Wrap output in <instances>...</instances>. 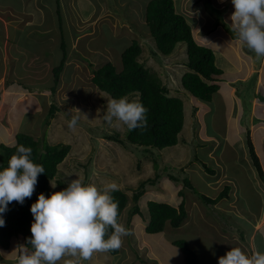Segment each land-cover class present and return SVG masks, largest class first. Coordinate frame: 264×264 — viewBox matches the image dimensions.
<instances>
[{"label": "rangeland", "instance_id": "obj_1", "mask_svg": "<svg viewBox=\"0 0 264 264\" xmlns=\"http://www.w3.org/2000/svg\"><path fill=\"white\" fill-rule=\"evenodd\" d=\"M212 1L214 6L223 12V20L220 23L206 10L204 0H175V5L177 12L184 14L192 28L197 29L193 30L194 38L198 43L200 42V45L203 44L199 41L200 38H205L210 32H203L206 29L205 27H200V23L210 24V28L213 25L212 29L219 27L215 29L216 31L210 38L216 37L217 33H221L227 38L231 37L234 40L232 44L235 43L237 37L230 19L235 9L231 0H223V3L221 0ZM66 2L68 1L65 0L64 3ZM146 2L147 0H106L104 2L105 5L111 6L115 12L112 15H115V17L119 16L121 20L116 19L119 26L114 29L113 33L104 26L102 31L95 36V39H92L94 41L92 46L106 48L109 44L111 46L112 59H114L112 62L121 70V54L123 51L133 41L140 43L143 51L140 62L152 73L160 77L162 82L169 87L172 96L184 101L185 124L183 131L179 135V143L176 146L166 148L160 152L152 150L147 153L143 148H137L135 146H127L128 148H126L104 139V133H113L112 131H114V133L125 136L129 130L126 125L118 121L114 120L111 125L104 121L103 117L106 113L107 105L113 99L108 94L97 90L92 83L93 69L100 67V65L102 66L104 62H96L90 66V63L93 62L87 63L82 58L85 55L82 51H79L80 53L77 52L79 56L71 61V64L67 66V70L65 68L62 75L63 78L58 83L59 87L55 94L45 90L46 85L49 89L52 88L54 78H47L51 77L52 71L45 72L47 65L41 59H33L32 63L28 66H26V62L22 64L17 63L18 65L15 64L14 68H11L14 70L13 73L11 72L12 74H9L8 69L6 71L3 70L5 74H3L0 80V90L3 92L0 97V146L2 144L12 146L15 144L16 134H32L31 132H35L36 139H42V141L44 140L49 144L70 145V154L59 165L57 176L50 183L51 192L53 193L64 189L59 186V181L67 187L71 180L78 178L82 180L83 184L94 185L100 190L105 185L115 182L119 186V190L125 191L130 198L126 210L134 205L132 202L134 190L142 182L150 178H155L160 174V179L157 183L154 186H148L145 195L139 201L138 205L141 214L134 216V219H136L135 234L137 237L133 236V232H131L129 243V248L131 249L129 251L132 252L133 258L130 256L128 258L130 260L124 261L123 264H185L184 253L179 247L174 245V242L177 240H183L189 243L197 254L199 264H218V258L220 256L225 255L231 248L237 247L235 246L236 243L230 244V241H233L232 238L237 239L238 236L241 237V233L238 231L244 233L246 236L244 238L246 239L248 238L247 236L252 234L254 229L253 217L260 212L259 203L261 204V202L256 198L254 202L248 203V193H250L252 188L250 182L252 175L248 167H242V165L233 161L232 156H234V151L228 148L223 153L224 146H222V150H218L217 154L213 156L214 158H211L208 155L211 149L209 147L210 144H206L208 146L207 148L199 146L200 141L197 138L198 135L194 137L193 129H191L189 122L191 115L197 112L195 111V107L198 108V111L200 107L195 103V99L185 91L181 81V77L188 71L185 64L187 57L186 48L183 45H179L178 50L170 56H164L157 51L155 42L149 35V29L145 26V21L142 17L146 9H143V4ZM29 9L34 19L33 5H30ZM65 10L70 15V18L68 17L66 20L67 24L64 26V29H67L69 26L77 28L85 24L86 19L84 17L88 16H86L87 13L89 15L92 14L94 9L90 5L86 6L85 0H82L78 1L77 5L73 2L72 6L65 8ZM192 15L195 17L191 19L195 21L189 19ZM91 20L92 18H89V22ZM130 20L134 25L131 28L127 27V23ZM114 26H116L115 23ZM111 27L113 30L114 27ZM198 28H200L199 33ZM42 31L43 28H40V31L33 34L34 36H31V38L23 39L21 47L26 48L30 46V49H38L40 52L44 51L46 47L43 44ZM83 34L84 32L82 31L78 35L79 38L76 46L78 48L81 46L88 47L91 51V45L82 43L85 40L83 37L91 33L89 32L88 35ZM66 35L69 36L67 33ZM64 37L66 47L69 49L71 43L67 40L66 36ZM5 38V35L0 36V43L2 45L4 44ZM10 38L13 39V36H10ZM220 44L221 42L215 39L210 47L213 45L217 47ZM242 47V51H244V46L242 45ZM242 51L239 49V52ZM96 58L101 59L100 55H97ZM263 58L257 59L252 52L247 65L250 67L251 62L257 64V67L254 69L258 73ZM19 68L24 70V73H30L32 77H17L16 75L20 74ZM248 69L245 65L242 72L245 73ZM257 73L248 82H237L239 83L238 89L241 91L239 97L241 113L237 121L230 119V123L227 124L217 119V129L223 132L228 131L230 144L238 141V137L234 133L239 129L243 131L244 137L242 138L244 141L240 144V147L237 149L239 151H236L235 154H240L246 158V161L254 169L255 166L253 167L251 156L249 155L246 134L250 131L252 132L253 127L256 126L255 135L252 132L251 139L253 138V141L256 140L259 143L254 141L255 150L260 157L262 168L264 169V130L262 128L259 129V126L264 124V78L258 91L256 89ZM9 75L14 77L10 78L11 80H22L17 81L20 84L28 82L26 84L31 87H38L37 93H40V97L34 98L32 94H24L21 96L19 91L8 92L5 82L8 80ZM29 83H33V85ZM224 85L220 84L221 89H223ZM42 98H45L44 103ZM253 104L261 105L258 107V114L254 113ZM52 105L57 106L54 109L57 115L53 120L48 117L50 106ZM38 108L40 111L35 113ZM74 109H79L80 113ZM228 115L229 113L227 111V117ZM73 116H78L79 120L75 129H70L68 123ZM46 121H48L47 124ZM202 138L204 144L208 140V136ZM2 152L0 150V153ZM194 157H198L210 169L214 170L215 173H208L200 162L195 161ZM153 158L157 160V165H155ZM255 174L258 183H261L262 180L260 179L257 168H255ZM170 176L175 177L179 182L172 181L169 178ZM201 176H206L209 178L208 180H212L210 183L212 185L208 186L207 180L202 179ZM184 180L190 181L194 188L193 191L196 190L213 199L218 198L219 194L229 185L230 191L228 199L223 198L216 203L213 206V212L211 208L200 202L198 195H195L192 189L185 187ZM52 185H55V188ZM235 187L239 188V192L236 189L234 191ZM168 190L174 191L173 198L168 196L170 194ZM180 191H182V194L179 195L178 193ZM149 201L165 202L173 206H179L184 202L186 204L187 218L178 229H174L167 223L162 233L156 235L148 234L145 230L146 222L144 221V217H148L147 203ZM124 213L126 214L125 224H128V211ZM216 218H219L217 223H220V226H233L231 230L230 227L225 228V232L223 230L220 239L222 238L224 240L218 241L212 228L207 225L211 219ZM129 225L128 229L131 230ZM20 246H23V243L20 238H16L13 240L12 247L9 251L0 249V264H17L18 257H16V260L10 262L12 258L7 259V252H9L10 257L12 253L20 254L22 251ZM150 247H152V251L149 249ZM244 252L247 254L246 251ZM126 257H128V253H125L122 244L121 252L117 256H113L109 252H98L93 254L90 261H83L78 256L66 255L58 264H66L69 260L73 264H122L119 261L125 260Z\"/></svg>", "mask_w": 264, "mask_h": 264}, {"label": "trees", "instance_id": "obj_2", "mask_svg": "<svg viewBox=\"0 0 264 264\" xmlns=\"http://www.w3.org/2000/svg\"><path fill=\"white\" fill-rule=\"evenodd\" d=\"M106 1V0H105ZM206 10L216 18L220 23L223 20V12L216 8L212 0H204ZM143 20L145 26L149 29V34L154 40L157 51L164 55L170 56L180 44L186 46V66L188 71L181 77L182 86L196 101L203 103H211L214 95L220 89L219 76L223 71L216 65V56L212 48L200 45L194 38L193 30L186 17L177 12L175 0H147L143 4ZM111 7V6H110ZM114 12V11H113ZM60 13V11H58ZM120 18V17H119ZM121 19V18H120ZM132 21L127 23V27H133ZM66 35V33H64ZM67 40L68 35H66ZM62 61L61 64L53 68V86L52 92L55 94L58 89V83L61 73L65 69L67 59V49L65 37L62 40ZM142 46L138 41L133 43L124 50L122 54L121 70L112 62L105 63L102 67L93 69L92 83L97 90L108 94L112 99L121 97L128 98L131 102L143 104L147 109L148 126L146 130L136 129L128 131L122 136L114 131L104 133V139L115 142L121 146H135L143 148L148 152L152 150L162 151L169 147H174L179 143V135L183 131L185 124L184 101L178 97L172 96L169 87L162 82L157 74L152 73L142 62ZM11 81V82H9ZM23 84V83H22ZM20 84L9 80L6 82V88H14L19 86L23 93H31L34 87L28 84ZM12 91V90H7ZM2 91H0L1 97ZM134 99V100H133ZM54 103V102H53ZM57 106H50L49 118H56ZM14 109V108H13ZM14 111V110H13ZM48 121H46V124ZM32 134L18 133L15 135V144L8 146L2 144L0 150V170L8 166V161L15 154L16 147L23 144L32 148L31 159L34 163L43 165L45 172L38 176V182L31 198H26L23 204L15 201L8 205V209L4 213H0V217L5 220V225L0 227V248L9 251L12 242L16 238H20L23 246L27 250L32 251L28 239L31 237V224L33 216L30 211L31 205L38 199L40 193L46 197L51 195L50 183L56 178L58 167L64 162L71 152V146L66 144L52 145L42 139H36L35 132ZM247 143L250 150V156L257 168L260 178L264 181V171L260 159L255 151L254 144L251 140L250 132L247 135ZM152 156V155H151ZM195 161L207 170L208 173L214 174V170L210 169L198 157ZM155 165L157 160L153 158ZM172 181H178L175 177H169ZM160 179V174L155 178H150L142 182L139 187L134 190L132 195L133 207L128 210L130 198L125 191L119 190L113 192L112 195L119 201L120 223L122 215L128 211L129 223L132 217L141 214L139 209V201L145 195L148 186H154ZM179 182V181H178ZM186 188L194 189L190 181H183ZM60 187L66 188L62 182H58ZM229 187L216 199H211L196 190L194 193L198 195L199 200L205 205H214L223 198L228 197ZM187 218V210L185 203L182 202L178 207H174L165 202L149 201L148 217H144L146 222V232L148 234H159L165 230L167 223L174 229H178ZM112 229H108V235L112 233ZM241 238L245 235L241 231ZM108 236H105L107 239ZM174 245L179 247L185 255L186 264H199L196 252L191 248L188 242L177 240ZM113 256L120 253L118 250L109 251Z\"/></svg>", "mask_w": 264, "mask_h": 264}, {"label": "crops", "instance_id": "obj_3", "mask_svg": "<svg viewBox=\"0 0 264 264\" xmlns=\"http://www.w3.org/2000/svg\"><path fill=\"white\" fill-rule=\"evenodd\" d=\"M64 1L65 0H31V1L30 0H4L0 2V36H4V35L6 36L4 40V44L2 45L0 43V80L3 74H5L3 70L6 71L8 69L9 74H12L14 70L11 68H14L15 64L18 65L17 63L22 64L26 62L27 64L26 66H28L32 63L33 59L34 60L41 59V61L47 65V67L45 68L46 73L48 71H52V69L55 68L54 66H58L62 61L63 54H62L61 44H62L64 33L69 34L68 40L71 43V46L69 49L66 47L67 49L66 65L67 66L71 64V61H73L75 57L79 56V54L77 53L79 51H82V53L85 54L82 56V58L87 63L93 62L90 64H94L96 62L100 63V61H103L104 63H106L107 61L109 62L110 60L109 56L111 55V46L108 44L106 48L94 47L92 46V43L94 42L93 40L95 39V36H97L99 32L102 31L104 26H106L111 32H112L111 26L114 27L113 30L119 26L118 22L116 21L117 18H115V16L112 15L113 12L110 6L105 5L104 3L105 0H85V5L86 6L90 5L94 9L92 11L93 12L92 14L90 15L88 13L86 14V16L88 15L87 16L88 18L84 17L86 19V23L78 26L79 29L78 27L74 28V26H69L67 29H64V26L67 24L66 22L67 18L68 17L70 18V15L68 11L65 10V8H70L73 2L77 5V2L82 1V0H67L68 2L66 3H64ZM30 5H33L34 7V14H35L34 19L29 9ZM58 11H60V13H58ZM194 17L195 16L192 15L189 17V19L193 20L191 18H194ZM89 18H92L90 22H89ZM198 22L200 23V21ZM114 23L116 24V26H114ZM200 27H205L206 30L205 31L203 30V32L210 31L206 35L205 38L203 39L200 38L199 41L203 43L202 45L210 47V45L213 44L215 39L221 42L219 46L216 47L213 45L210 48L214 50V53L217 59L216 60L217 67L223 71L222 75L218 77L219 84H225V85L223 89H221V86H220L218 93L214 95L213 101L211 103L202 104L201 102L195 100V103L199 105L200 110L198 111V108L195 107V111L197 112L193 114L194 116L191 115V120L190 122L189 121L188 122H189V125H191L190 126L191 129H193L194 137L196 135L199 136V137L197 136L198 140L200 141L199 146L203 148H207L208 146L206 144L207 143L210 144L209 147L211 149L209 150L208 155L211 156V158H214L213 156L217 154L218 150H222L223 148L222 146H224L223 153L228 148H230L231 151H234V156H232L233 161L237 164L242 165V167L243 166L245 168L248 167L250 174L252 175V178H250L252 188H251L250 193H248L247 201L248 203H251V202H254L256 198H258L261 202V204L259 203L260 212L256 214V216L253 217L252 222L254 224V229H253L252 234L250 236H247L248 237L247 239L244 238L246 236H244L243 238L238 236L237 239L232 238L233 241H230V244L236 243L235 246L240 247L243 251H246L249 256L254 251H260L264 253V181L260 178L262 182L258 183V180L256 179V174H255L256 167H254L255 165L251 157L250 158L252 160V165L254 169L252 168L251 164L246 161V158L242 157L240 154L239 155L235 154L236 151H239L237 149L238 147H240V144L243 143L244 141V139L242 138L244 137L243 131L241 129L236 131L234 134L235 136L238 137V141H234L233 143L230 144L228 131L223 132L217 129L218 128L217 119H220L222 122L229 124L230 119L237 121V119L239 118L240 113H241V102L239 100L241 91L238 89L239 83L237 82H241V83L248 82L249 79H251L253 75L257 73V71L254 69L257 67V64H253V62H251L250 67L247 65L249 63V59L251 58L252 52L249 51L246 47H244V51H242L243 47L237 38H236V42L233 44L232 42L234 40L231 37L227 38L221 33H217L216 37L210 38L213 35V33L216 31L215 29L219 27L212 29L213 25L210 28V24L208 25L206 23L204 24L200 23ZM40 28H43V31H42L43 40H44L43 44L46 47V49L40 52L38 49H30L29 48L30 46L26 48L21 47V44H23L22 40L25 38H31V36H34L33 34L40 31ZM72 28H74V30H72ZM192 30H197V29L192 28ZM199 30L200 28H198V33H199ZM82 31L84 32L83 35H88L89 32L91 33L90 35L83 37L85 38V40L82 42L84 44L91 45L92 46L91 51L89 50L88 47L81 46L80 48H78V46H76V43L79 38L78 35L81 34ZM193 34H194V31H193ZM10 36H13V39H11ZM239 49L242 52H239ZM97 55H100L101 59L96 58ZM245 65L247 69L248 68L249 69L244 73L242 71ZM263 67H264V58L262 60L260 68L258 69L259 71L257 73L258 77L256 80V89H258V91L262 85L263 78H264ZM20 69L21 68L18 69L20 74L16 75L17 77L19 78L32 77L30 73H24V70L22 69L20 70ZM10 78H14V77H11L9 75L8 79L11 80ZM47 78H53L52 74H51V77H47ZM12 80L14 82L22 81L19 79H12ZM6 82H5V86H6ZM29 84L33 85V83H29ZM9 89L12 91H19V92L22 91L19 86L14 87L13 89L9 87ZM45 90L48 92H52V88L49 89L47 85L45 86ZM37 92H38V87H34L31 93L20 92L21 93L20 95L22 96L24 94H29V95L32 94L34 98L40 97L39 95L40 93H37ZM34 94H36L37 96L36 95L34 96ZM42 99L44 103L45 98H42ZM260 106L258 104H253L254 113L258 114L259 112L258 107ZM39 111L40 109L38 108V110L35 113ZM227 111L229 113L228 117H227ZM260 128L264 130V124H261L259 126V129ZM255 131H256V126L253 127V130H252L254 135H255ZM252 132L250 131V136ZM244 133L246 132L244 131ZM247 135L248 133L246 134V136ZM207 136H208V140L203 144L202 137H207ZM251 140L253 144H254V141H256V140L253 141V138ZM237 144H239V146H237ZM254 147H255V144H254ZM249 155H250V150H249ZM201 178L207 180L208 186L212 185L210 184L212 180H208L209 179L208 177L201 176ZM227 187H229V185ZM235 189L237 190V192H239L238 187H235L234 191ZM168 191L170 192L168 196H171L173 198L174 191L173 190H168ZM178 194L179 195L182 194V191H180ZM226 198L228 199V197ZM214 205H206V206L211 208V210L214 212V209H213ZM174 207H178V206L176 205ZM147 209H148V203H147ZM224 215L227 217L226 214ZM218 219L219 218L211 219L210 223H208L207 225L212 228V231L216 234V239L220 241V240H224L222 238L220 239L221 234H223V230L225 232V228L227 229L229 227L231 230L233 229V226H229V225L220 226L221 224L217 223ZM137 221L139 220L137 219ZM135 222H136V219H134L133 217L130 223L128 220L127 222L128 224H125L126 223L125 213H123L121 221H120L122 225L125 224L124 226L127 227V229H128V225L130 224L129 225V227H131L130 232H133L132 233L133 236H136L135 234L136 223ZM145 230H146V227H145ZM151 235H156V234H151ZM130 236L131 235L125 237L123 240L124 251L125 253L126 252L128 253V257H126L125 260L119 261V263L123 264L124 261L126 262L127 260H130L128 259L130 258V256L131 258H133L132 252L129 251L131 250L129 248ZM151 248L152 247H150L149 249ZM120 252H121V248H120ZM16 257H18V254L12 253V256L10 257L9 252H7V259L12 258L10 262H12L13 260H16ZM97 262L99 263V261ZM185 264H186V261H185Z\"/></svg>", "mask_w": 264, "mask_h": 264}, {"label": "clouds", "instance_id": "obj_4", "mask_svg": "<svg viewBox=\"0 0 264 264\" xmlns=\"http://www.w3.org/2000/svg\"><path fill=\"white\" fill-rule=\"evenodd\" d=\"M231 3L235 11L230 19L238 41L253 52L257 59L264 57V0H231ZM115 18L120 19L119 16ZM180 45L186 48L185 44ZM178 47L179 45L177 50ZM109 58V62L114 60L112 55ZM64 71L65 69L61 78ZM74 110L80 113L79 109ZM147 113L148 109L143 104L121 97L108 103L103 119L109 125L115 120L126 125L129 131H143L148 126ZM78 120V116H73L68 127L75 129ZM31 156L32 148L19 144L8 161V166L0 170V213L6 212L11 202L23 204L26 198L33 195L38 176L45 169L43 165L34 163ZM52 187L55 188V185ZM116 191H119V186L115 182L100 190L94 185L83 184L78 178L48 197L40 193L30 208L33 222L28 243L32 251L20 246L22 251L18 254L17 264H58L66 255L90 261L94 253L121 248L124 238L131 235V232L118 222L119 201L112 195ZM4 225L5 220L0 217V227ZM109 228L113 230L110 235ZM66 264L73 262L69 260ZM218 264H264V253L254 251L249 256L241 248L233 247L218 258Z\"/></svg>", "mask_w": 264, "mask_h": 264}]
</instances>
